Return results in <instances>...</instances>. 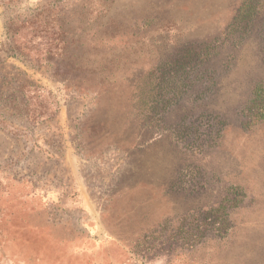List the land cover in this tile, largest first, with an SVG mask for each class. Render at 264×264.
I'll return each instance as SVG.
<instances>
[{
    "label": "rangeland",
    "instance_id": "obj_1",
    "mask_svg": "<svg viewBox=\"0 0 264 264\" xmlns=\"http://www.w3.org/2000/svg\"><path fill=\"white\" fill-rule=\"evenodd\" d=\"M0 264H264V0H0Z\"/></svg>",
    "mask_w": 264,
    "mask_h": 264
},
{
    "label": "trees",
    "instance_id": "obj_2",
    "mask_svg": "<svg viewBox=\"0 0 264 264\" xmlns=\"http://www.w3.org/2000/svg\"><path fill=\"white\" fill-rule=\"evenodd\" d=\"M26 23H28V22H26ZM26 23H24V24H26ZM5 27H6V30H7L6 31L7 32V39L9 41L14 40V38L17 35V33H14V31L12 30L11 23H8L7 22L5 24ZM8 45H9V49L7 51L8 57H13V58H17V59H22L23 58V59H27V60L33 61V58L30 59L28 57L29 55L25 53L26 52V49L20 48L21 50L20 49L19 50H15V48H12L11 47V44H8Z\"/></svg>",
    "mask_w": 264,
    "mask_h": 264
}]
</instances>
